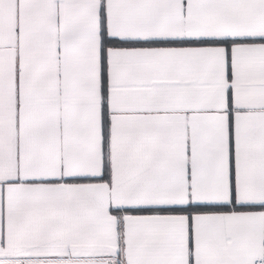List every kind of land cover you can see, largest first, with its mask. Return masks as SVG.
<instances>
[{
	"label": "snow or ice",
	"instance_id": "obj_1",
	"mask_svg": "<svg viewBox=\"0 0 264 264\" xmlns=\"http://www.w3.org/2000/svg\"><path fill=\"white\" fill-rule=\"evenodd\" d=\"M264 0H0V264H264Z\"/></svg>",
	"mask_w": 264,
	"mask_h": 264
},
{
	"label": "crops",
	"instance_id": "obj_2",
	"mask_svg": "<svg viewBox=\"0 0 264 264\" xmlns=\"http://www.w3.org/2000/svg\"><path fill=\"white\" fill-rule=\"evenodd\" d=\"M255 210H264V207H258Z\"/></svg>",
	"mask_w": 264,
	"mask_h": 264
}]
</instances>
